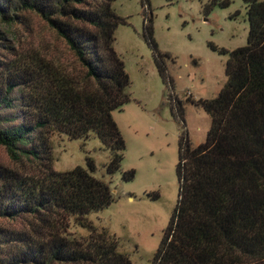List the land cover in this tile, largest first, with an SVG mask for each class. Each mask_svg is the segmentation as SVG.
Segmentation results:
<instances>
[{"label": "trees", "instance_id": "1", "mask_svg": "<svg viewBox=\"0 0 264 264\" xmlns=\"http://www.w3.org/2000/svg\"><path fill=\"white\" fill-rule=\"evenodd\" d=\"M116 0H0V26L39 16L61 38L79 64L69 69L38 52L0 59V146L11 161L27 160L38 169L23 174L0 165V221L27 219L15 232L0 226V264H132L117 238L97 229L88 216L113 201L108 183L87 168L52 169L51 139L59 134L87 140L91 134L110 151L106 174L122 172L125 141L112 113L130 102V79L115 51V31L126 21ZM247 44L228 55L226 82L216 97L191 104L210 118L204 142L192 146L184 130V107H174L183 130L176 166L178 197L151 264H264V0H243ZM148 0H141L142 6ZM227 2L222 3L226 6ZM209 7L206 8V11ZM145 15L143 37L164 84L172 88ZM6 42L0 29V47ZM18 96L15 98V94ZM72 224L88 230L70 234ZM15 249V250H14Z\"/></svg>", "mask_w": 264, "mask_h": 264}, {"label": "rangeland", "instance_id": "2", "mask_svg": "<svg viewBox=\"0 0 264 264\" xmlns=\"http://www.w3.org/2000/svg\"><path fill=\"white\" fill-rule=\"evenodd\" d=\"M224 2L227 5L223 7ZM112 7L126 21L115 31L114 48L129 76L131 99L112 116L125 141L121 170H133L135 177L123 182L120 172L106 174L110 151L93 134L87 140L53 135L52 169L87 168L86 159H92L93 176L109 184L113 201L89 214V220L117 238L119 251L127 254L132 264H151L178 197L176 166L183 126L175 113V101L183 104L184 130L191 145L201 144L210 129V118L191 102L212 99L223 88L229 56L220 51L231 52L247 44L246 8L243 0H148L144 6L141 0H116ZM145 15L152 16L159 52L170 56L165 64L172 88L162 82L144 40ZM0 29L5 33L4 47L11 49L0 47L1 60L38 52L69 69H79L66 43L39 16L25 13L21 22L1 25ZM12 113L0 111V117L6 120ZM0 165L23 174L38 172L27 160L11 161L2 146ZM27 223V219L2 220L0 226L19 232ZM69 231L77 238L89 235L88 230L74 224ZM12 250L11 245L0 244L3 256Z\"/></svg>", "mask_w": 264, "mask_h": 264}]
</instances>
